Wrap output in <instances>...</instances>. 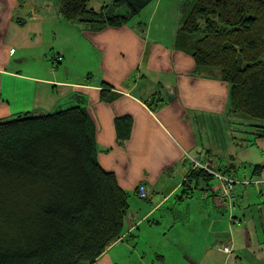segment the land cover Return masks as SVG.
<instances>
[{
	"label": "crops",
	"instance_id": "crops-1",
	"mask_svg": "<svg viewBox=\"0 0 264 264\" xmlns=\"http://www.w3.org/2000/svg\"><path fill=\"white\" fill-rule=\"evenodd\" d=\"M20 7V0H0V120L84 107L99 165L139 200L129 202L120 239L90 264H264V233L257 231L264 225V138L245 131L222 152L198 141L200 125L233 117L217 72L196 70L177 49V31L150 37L127 22L91 31L60 13L31 16ZM120 117L131 119L122 142ZM190 159L249 181L252 187L234 188L239 212L232 216L248 227L228 220L216 178L205 191L184 188ZM141 184L144 199L137 195Z\"/></svg>",
	"mask_w": 264,
	"mask_h": 264
},
{
	"label": "trees",
	"instance_id": "trees-1",
	"mask_svg": "<svg viewBox=\"0 0 264 264\" xmlns=\"http://www.w3.org/2000/svg\"><path fill=\"white\" fill-rule=\"evenodd\" d=\"M88 1L58 0L59 13L95 31L124 25L151 0H114L100 11ZM181 19L177 49L196 70H218L228 112L264 138V0H195ZM29 114L0 120V264H90L123 235L130 194L99 165L84 107ZM130 127L129 117L116 118L119 142ZM212 178L194 169L183 186Z\"/></svg>",
	"mask_w": 264,
	"mask_h": 264
},
{
	"label": "rangeland",
	"instance_id": "rangeland-1",
	"mask_svg": "<svg viewBox=\"0 0 264 264\" xmlns=\"http://www.w3.org/2000/svg\"><path fill=\"white\" fill-rule=\"evenodd\" d=\"M112 1L114 0H89L88 7L96 11H100L102 6L109 5ZM187 1L188 3L185 5ZM194 1L195 0H151L137 15L131 17L127 23L129 25H140V27L144 30V34H149L150 37L158 36L168 39L170 35L176 33L181 24V17L183 13L187 10L188 5L189 7L193 5ZM20 5V14L24 12L27 15L33 16L34 14L45 15V13H49V15L56 16L59 13L58 0H20ZM111 11V8H108L106 9L105 13L111 14ZM120 12H123V10H120ZM47 19L51 20L52 18L47 17ZM74 24L76 26H81L79 23ZM50 52L53 56L55 53H57V48L55 47L54 51ZM262 58L264 59V55ZM28 69L27 66H23L21 71L25 72ZM212 71L217 72L218 70L212 69ZM158 100L159 99L156 101ZM63 109H66V107ZM38 114L39 113L35 112L29 115L34 116ZM15 117V115L11 116L8 120H11ZM248 122L249 121L246 119V117L238 113L233 114V117H228L227 121H206L205 124H203L206 126L205 128L203 125H200L198 128V132L200 133H198V141L200 143L206 141V145L209 143L211 147L216 149L218 152H222L225 150V147L229 148V144L233 145L232 141L234 140V137L238 138L244 134L245 131L251 130ZM212 153L214 152L212 151ZM240 176L241 175L238 176L239 183H237L235 186H239L241 184L240 182H243ZM212 183H215V181L212 180L210 184ZM248 185L252 187V185ZM136 201L139 200L133 196H130L129 202L131 205ZM238 212L239 210L233 212L228 211L226 213L228 220L230 221V218L233 215L236 216V213ZM239 218L237 219L239 220ZM244 222L245 221L243 219L238 221L240 226L248 227V225H245ZM257 231L259 234L264 233V225L257 224Z\"/></svg>",
	"mask_w": 264,
	"mask_h": 264
},
{
	"label": "built area",
	"instance_id": "built-area-1",
	"mask_svg": "<svg viewBox=\"0 0 264 264\" xmlns=\"http://www.w3.org/2000/svg\"><path fill=\"white\" fill-rule=\"evenodd\" d=\"M56 60L58 59L56 58ZM190 167L191 170L201 169L205 173L216 178L219 183L217 191L218 200L226 206L228 211H235L237 201L234 188L235 185L239 183L238 179L230 178L221 171L216 170L214 166L207 160L190 159ZM242 180L243 182H240L241 184H249V181L247 179ZM138 197L141 199H144L146 197V189L143 184L138 186ZM230 220H234V223H238L239 221L237 218L234 219V217H231ZM221 250L226 254H229L231 252V249L228 246L222 247Z\"/></svg>",
	"mask_w": 264,
	"mask_h": 264
},
{
	"label": "water",
	"instance_id": "water-1",
	"mask_svg": "<svg viewBox=\"0 0 264 264\" xmlns=\"http://www.w3.org/2000/svg\"><path fill=\"white\" fill-rule=\"evenodd\" d=\"M198 182H199L198 190H200V191H205L207 188H206V186L204 185L202 179H199Z\"/></svg>",
	"mask_w": 264,
	"mask_h": 264
}]
</instances>
